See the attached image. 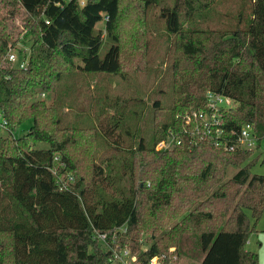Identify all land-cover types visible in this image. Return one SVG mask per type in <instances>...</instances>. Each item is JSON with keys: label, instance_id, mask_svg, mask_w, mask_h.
Wrapping results in <instances>:
<instances>
[{"label": "trees", "instance_id": "trees-1", "mask_svg": "<svg viewBox=\"0 0 264 264\" xmlns=\"http://www.w3.org/2000/svg\"><path fill=\"white\" fill-rule=\"evenodd\" d=\"M214 1L0 0V115L9 132L0 137V264H106L109 253L95 231L111 239L121 227L126 232L117 239L133 253L142 251V234H152L143 261L160 256L163 264H179L192 236L201 264H259L247 245L264 215V175L253 173L260 157L224 151L186 117L207 109L209 91L229 97L238 106L223 115L225 129L238 137L251 125L261 148L264 0H249L250 16L229 30L194 27ZM153 7L175 37L172 104L155 102L152 135L136 134L126 149L116 143L125 156L98 164L94 144L107 136L99 127L62 126L59 86L78 73L127 79L142 69L133 61ZM125 13L137 25L130 32L122 30ZM103 21L113 45L101 58ZM21 42L30 43L26 69L8 60ZM113 123L111 132L123 115ZM21 129L26 133L16 137ZM170 135L183 144L158 150ZM80 162H91L90 173ZM65 164L76 177L68 184L55 172ZM231 168L238 171L227 178ZM159 231L165 233L156 241Z\"/></svg>", "mask_w": 264, "mask_h": 264}, {"label": "rangeland", "instance_id": "rangeland-1", "mask_svg": "<svg viewBox=\"0 0 264 264\" xmlns=\"http://www.w3.org/2000/svg\"><path fill=\"white\" fill-rule=\"evenodd\" d=\"M250 13L249 0H215L209 11L196 15L193 26L200 29L229 30L238 23L240 18L246 20ZM147 19L149 32L144 39L142 51L133 61L134 63L139 62L137 65L142 69L133 73L130 71V77L127 79L109 75L78 73L71 77H65L59 86V101L64 112L62 126L69 128V131L74 127L86 129L99 127L102 135L107 136L108 140L102 136L94 144L93 158L96 163L101 165H104L108 160L113 161V159L125 156L123 150H117L114 147L116 143L126 149L134 144L135 139H138V137L135 138L136 134L147 139L152 135L155 102L159 101L164 107H169L172 104L175 37L166 32L164 22L159 18L156 7L148 11ZM15 25L21 26L20 20H17ZM121 25L122 30L124 28L126 32L137 28L136 24L131 25L128 13L123 16ZM97 29L102 32L105 39L104 47L100 53L101 58H104L112 47L113 40L109 38L105 30L104 21L97 25ZM29 44L21 42L16 45L13 53L18 56L19 60H22L24 55L23 52L19 53L20 49L29 55ZM53 101L52 97L47 98L48 104ZM120 114L123 115V123L120 128H115L111 132V126L114 125L115 118ZM2 121L0 119V137H6L9 132L1 126ZM30 125L29 121L21 128L27 129ZM22 129L15 134L16 137H21L26 133ZM44 146L46 145H40V147ZM255 156L260 159L253 167V173L264 175V140L261 148L254 151L253 157ZM80 165L83 173H90L91 162H80ZM237 171L238 169L231 168L227 178H231ZM55 172L66 184L76 179L75 173L69 171L67 164L60 165ZM179 220L171 223L165 231H170ZM259 223L257 227L260 225ZM165 231L157 232L154 239L160 240ZM142 236L146 239V247L149 248L152 243L150 239L152 234L144 232ZM186 242L188 254L180 256L179 264H201L203 253L198 248L196 239L190 236ZM170 251L173 252L174 248H171Z\"/></svg>", "mask_w": 264, "mask_h": 264}, {"label": "built area", "instance_id": "built-area-1", "mask_svg": "<svg viewBox=\"0 0 264 264\" xmlns=\"http://www.w3.org/2000/svg\"><path fill=\"white\" fill-rule=\"evenodd\" d=\"M14 50H11L8 54V60L14 64H18L19 68L26 69L28 66V54L23 50V58L22 60H19L18 56L13 53ZM42 97L44 98L45 95ZM205 98L207 102V109H202L193 113V115H188L186 117L187 122L194 125L199 123L204 128V131H207L209 135H213L215 146L223 149L224 151L254 152L257 149V139L251 125L244 126L240 130L238 137L235 136V131L229 132L224 127L223 115L227 112L235 110L238 106L237 102L213 91H209ZM0 119L3 120L1 126L6 127L7 121L1 115ZM234 136L235 139H233ZM182 144L183 142L181 139L174 135H170L166 140L162 141L158 145L157 149L167 150L173 148L174 146H181ZM61 180L64 181L63 179ZM125 232L126 227H121L114 234L113 238L110 239L106 233L95 231L94 239L97 240L98 243H101L109 253L106 264H163L162 257L160 256H155L147 261H143L141 259L140 253L148 251L145 244L146 239L143 236L140 240L142 243V251L139 253H133L129 247L122 245L117 239V233L123 234Z\"/></svg>", "mask_w": 264, "mask_h": 264}, {"label": "crops", "instance_id": "crops-1", "mask_svg": "<svg viewBox=\"0 0 264 264\" xmlns=\"http://www.w3.org/2000/svg\"><path fill=\"white\" fill-rule=\"evenodd\" d=\"M259 224L250 236L247 249L254 252L258 251L259 264H264V215Z\"/></svg>", "mask_w": 264, "mask_h": 264}]
</instances>
